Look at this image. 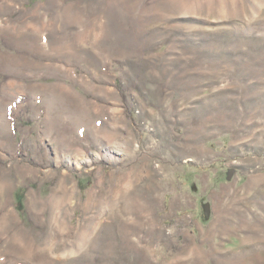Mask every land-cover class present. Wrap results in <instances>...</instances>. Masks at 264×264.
I'll return each instance as SVG.
<instances>
[{"label": "rangeland", "instance_id": "rangeland-1", "mask_svg": "<svg viewBox=\"0 0 264 264\" xmlns=\"http://www.w3.org/2000/svg\"><path fill=\"white\" fill-rule=\"evenodd\" d=\"M0 264H264V0H0Z\"/></svg>", "mask_w": 264, "mask_h": 264}]
</instances>
